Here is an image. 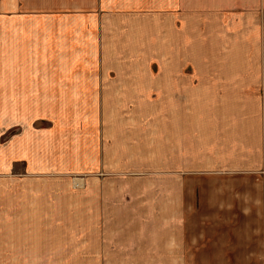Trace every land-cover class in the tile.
Listing matches in <instances>:
<instances>
[{
    "label": "rangeland",
    "instance_id": "374dc122",
    "mask_svg": "<svg viewBox=\"0 0 264 264\" xmlns=\"http://www.w3.org/2000/svg\"><path fill=\"white\" fill-rule=\"evenodd\" d=\"M42 1L46 18L63 29L84 19L101 25L99 37H58L55 46L45 37V94L37 103L45 163L29 177V189L44 193H0V264H264V171L254 174L252 193H233L230 167L204 165L214 134H198L208 103L207 87L197 83L195 38L174 47L168 37H122L123 0ZM84 62L111 69L107 99L53 84L58 67L66 73ZM238 107L244 115L245 103ZM101 134L110 160L122 162L109 165L104 193L86 192V179L100 173L92 158ZM222 151L214 165L224 162ZM192 156L202 164L190 166ZM32 240L45 244L43 256L16 253Z\"/></svg>",
    "mask_w": 264,
    "mask_h": 264
},
{
    "label": "crops",
    "instance_id": "0c3cea01",
    "mask_svg": "<svg viewBox=\"0 0 264 264\" xmlns=\"http://www.w3.org/2000/svg\"><path fill=\"white\" fill-rule=\"evenodd\" d=\"M122 2L118 7L122 10V29L118 33L122 37H168L174 47L183 46L185 41L190 44L189 39L195 38L196 69L202 75L197 83L207 87L204 94L208 103L198 134L202 139L210 131L214 134V141L206 147L210 155L204 165L230 167L231 191L252 193L254 174L264 171H252L254 167H264V160L254 159V155L264 159V108H260V102L264 103V0ZM55 18H46L42 0L36 6H29L27 0H0V147L4 145L0 151V193H44L29 189V177L38 174L39 165L45 163V115L37 104L45 94V37H52L53 46L60 45L58 37H89L90 32L99 37V19L92 23L84 19L82 24L76 20L63 29ZM60 70L58 67V82L54 85L78 86L76 94L89 96V101L107 99L111 75L108 65L84 62L72 65L66 73ZM79 71L84 74L76 77ZM244 103L246 112L242 115L237 109ZM222 144L227 153L219 147ZM181 149L184 158L185 148ZM96 150L99 154L97 159L92 158V165L101 169L95 182L86 179V192L89 189L92 193H104L109 165L119 167L122 161L118 155L117 162L110 160L108 143L102 134ZM198 150L193 148V154ZM218 150L222 151L224 162L214 165ZM193 159L192 156L190 166L202 164L199 158L194 159L195 163ZM16 164L21 169L10 172ZM34 166L36 169L31 168ZM168 174L179 175L172 171ZM182 193L181 204L185 192ZM31 242L21 241L16 253L43 256L45 244Z\"/></svg>",
    "mask_w": 264,
    "mask_h": 264
}]
</instances>
